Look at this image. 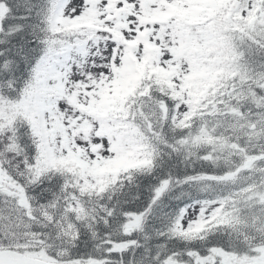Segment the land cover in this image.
<instances>
[{
  "label": "snow or ice",
  "instance_id": "obj_1",
  "mask_svg": "<svg viewBox=\"0 0 264 264\" xmlns=\"http://www.w3.org/2000/svg\"><path fill=\"white\" fill-rule=\"evenodd\" d=\"M0 264H264V0H0Z\"/></svg>",
  "mask_w": 264,
  "mask_h": 264
}]
</instances>
